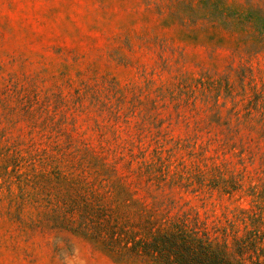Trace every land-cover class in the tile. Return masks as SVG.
<instances>
[{
    "label": "rangeland",
    "instance_id": "rangeland-1",
    "mask_svg": "<svg viewBox=\"0 0 264 264\" xmlns=\"http://www.w3.org/2000/svg\"><path fill=\"white\" fill-rule=\"evenodd\" d=\"M163 237L264 264V0H0V264Z\"/></svg>",
    "mask_w": 264,
    "mask_h": 264
},
{
    "label": "trees",
    "instance_id": "trees-1",
    "mask_svg": "<svg viewBox=\"0 0 264 264\" xmlns=\"http://www.w3.org/2000/svg\"><path fill=\"white\" fill-rule=\"evenodd\" d=\"M156 248H164L169 264H233L219 252H210L201 245H193L179 242L176 238L163 237L162 240H154ZM160 249L155 251L160 255Z\"/></svg>",
    "mask_w": 264,
    "mask_h": 264
}]
</instances>
